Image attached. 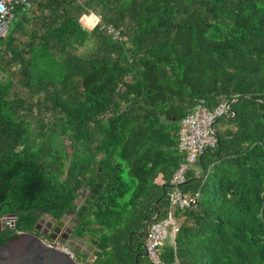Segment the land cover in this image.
<instances>
[{
    "label": "trees",
    "instance_id": "obj_1",
    "mask_svg": "<svg viewBox=\"0 0 264 264\" xmlns=\"http://www.w3.org/2000/svg\"><path fill=\"white\" fill-rule=\"evenodd\" d=\"M28 13L0 40V246L72 210L88 264H150L137 254L183 161L179 124L200 100L226 101L181 186L199 198L176 211L161 257L264 264V0H43Z\"/></svg>",
    "mask_w": 264,
    "mask_h": 264
},
{
    "label": "built area",
    "instance_id": "obj_2",
    "mask_svg": "<svg viewBox=\"0 0 264 264\" xmlns=\"http://www.w3.org/2000/svg\"><path fill=\"white\" fill-rule=\"evenodd\" d=\"M40 1L43 0H0V40L7 36L11 26L20 15L34 10ZM95 22H100V17H96ZM102 28L114 40L120 39L119 31L112 26L103 25ZM230 113V105L226 101L214 108H209L204 100H200L181 120L178 149L183 154V161L169 181L168 205L164 216L152 221L144 236V246L150 264H165L161 257V249L168 239L173 242L178 232L176 211L195 206L199 198L198 193L188 195L182 191L181 186L186 181V174L205 150L216 145L214 124L218 119L229 116ZM2 222L5 226L13 227L15 218H4ZM56 248L76 260L74 251L68 246L59 245Z\"/></svg>",
    "mask_w": 264,
    "mask_h": 264
},
{
    "label": "water",
    "instance_id": "obj_3",
    "mask_svg": "<svg viewBox=\"0 0 264 264\" xmlns=\"http://www.w3.org/2000/svg\"><path fill=\"white\" fill-rule=\"evenodd\" d=\"M215 132V130H214ZM87 193L86 189H83L78 194L76 201L83 198L84 194ZM44 216V214H43ZM158 214L147 222L145 226V233L147 232L148 225L156 220ZM42 218H40L41 220ZM56 217L51 218L53 223ZM78 218L74 215L72 210L66 211L59 219L54 232L58 230L60 226L67 225L62 233V241H59L60 246L66 245L71 248L74 253L82 254L88 257L91 261H94V255L91 254V246H86L88 238H79L75 233L76 224ZM4 227H6L4 225ZM131 238V236H130ZM54 240V235L51 236ZM143 248L142 253L147 257V252L144 244H141ZM0 264H80L77 260L63 253L61 250L56 248L54 245L45 244L37 236L21 232L16 234L14 237L9 239L6 243L0 246Z\"/></svg>",
    "mask_w": 264,
    "mask_h": 264
},
{
    "label": "flooded vegetation",
    "instance_id": "obj_4",
    "mask_svg": "<svg viewBox=\"0 0 264 264\" xmlns=\"http://www.w3.org/2000/svg\"><path fill=\"white\" fill-rule=\"evenodd\" d=\"M53 217L54 216L48 215L46 213H44V216L42 214L41 217H40L42 219L40 220V218H39L38 222L34 226L33 231L30 232V233L33 234V235H35V236H37L38 238H40L45 244L54 245L56 247V246H59L58 242L59 241H62V233H63L64 228L67 225L60 226L58 228V230H56L54 232V229L56 228L57 223H58V221H59L60 218H58V219L56 218V220L52 223L50 220ZM1 223L4 226V224H3L2 221H1ZM18 233H21V232H18ZM52 235H54V238H55L54 240L51 239V236ZM84 238H87V236L84 237ZM143 244H144V242H143ZM90 251L92 253V248H91Z\"/></svg>",
    "mask_w": 264,
    "mask_h": 264
},
{
    "label": "rangeland",
    "instance_id": "obj_5",
    "mask_svg": "<svg viewBox=\"0 0 264 264\" xmlns=\"http://www.w3.org/2000/svg\"><path fill=\"white\" fill-rule=\"evenodd\" d=\"M26 15L27 16H30L29 15V13L27 12L26 13ZM94 24V23H93ZM92 24V25H93ZM91 27V26H90ZM92 255H93V248H92V253H91ZM75 258H76V260L80 263V264H88V257H86V256H84V255H82V254H76L75 253Z\"/></svg>",
    "mask_w": 264,
    "mask_h": 264
},
{
    "label": "crops",
    "instance_id": "obj_6",
    "mask_svg": "<svg viewBox=\"0 0 264 264\" xmlns=\"http://www.w3.org/2000/svg\"><path fill=\"white\" fill-rule=\"evenodd\" d=\"M87 238H88V237H87ZM87 241H88V242L86 243V245L88 244L87 246H91V248H93V245L90 243V241H89V238H88V240H87ZM167 241H171V240H170V239H168Z\"/></svg>",
    "mask_w": 264,
    "mask_h": 264
}]
</instances>
